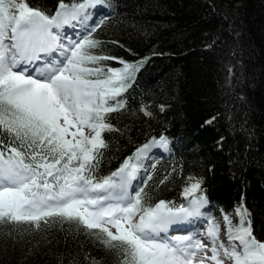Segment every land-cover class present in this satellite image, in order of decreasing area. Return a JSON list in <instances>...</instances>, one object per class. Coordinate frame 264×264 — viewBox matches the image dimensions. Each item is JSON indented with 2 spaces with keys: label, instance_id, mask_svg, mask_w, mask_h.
Masks as SVG:
<instances>
[{
  "label": "snow or ice",
  "instance_id": "obj_1",
  "mask_svg": "<svg viewBox=\"0 0 264 264\" xmlns=\"http://www.w3.org/2000/svg\"><path fill=\"white\" fill-rule=\"evenodd\" d=\"M104 2L58 0L49 14L30 0H0V238L18 243L29 230L67 222L96 237L115 264H264V240L243 205L235 210L238 223L223 215V239L213 217L198 232L168 235L204 217L209 201L203 178L191 176L182 203L148 195L156 164L145 162L153 149L168 150L167 137H151L108 175H97L109 146L105 133L122 132L110 115L127 108L124 94L144 62L97 52L102 42L93 34L107 17L90 27L88 10ZM67 26H79L80 38L63 33ZM139 111L152 116L145 105Z\"/></svg>",
  "mask_w": 264,
  "mask_h": 264
},
{
  "label": "trees",
  "instance_id": "obj_2",
  "mask_svg": "<svg viewBox=\"0 0 264 264\" xmlns=\"http://www.w3.org/2000/svg\"><path fill=\"white\" fill-rule=\"evenodd\" d=\"M30 3L51 14L58 0ZM96 9L90 27L107 17L93 34L102 42L97 52L144 61L124 94L127 108L110 115L122 132L105 133L109 146L97 175L163 135L168 150L153 149L145 162L156 164L146 190L151 199L182 203L184 185L193 182L186 178H203L209 204L201 218L225 229L223 215L238 223L235 210L243 205L254 235L264 240V0H105ZM86 256L115 264L96 237L67 222L29 230L18 243L0 238V264H90Z\"/></svg>",
  "mask_w": 264,
  "mask_h": 264
},
{
  "label": "rangeland",
  "instance_id": "obj_3",
  "mask_svg": "<svg viewBox=\"0 0 264 264\" xmlns=\"http://www.w3.org/2000/svg\"><path fill=\"white\" fill-rule=\"evenodd\" d=\"M93 12L95 13L94 14V16H95L98 13V9H96V8H90L88 10L89 20L92 17ZM89 20H88V24H90L89 23ZM69 27L73 28V26H69ZM76 27L79 29V26H76ZM80 35H81L80 30L79 31H76V32L74 31V35L72 36V39H79L80 38ZM160 150H162V149H160ZM189 183H191V182H188L185 186H187ZM202 225H204L206 227V220H204L203 218H200V219H197V220H193L191 222H186V223L180 224V225H174L170 229L168 235L169 236H172V235L192 234V233H195V232L200 231ZM224 231H225L224 227L221 226V238H224Z\"/></svg>",
  "mask_w": 264,
  "mask_h": 264
}]
</instances>
